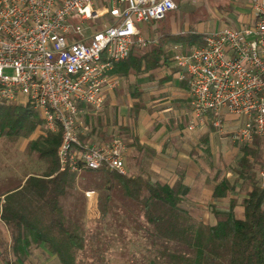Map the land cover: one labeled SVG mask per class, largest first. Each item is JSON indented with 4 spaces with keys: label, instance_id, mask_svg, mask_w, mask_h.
I'll return each mask as SVG.
<instances>
[{
    "label": "built area",
    "instance_id": "1",
    "mask_svg": "<svg viewBox=\"0 0 264 264\" xmlns=\"http://www.w3.org/2000/svg\"><path fill=\"white\" fill-rule=\"evenodd\" d=\"M184 0H0V104L32 105L44 130L61 131V169L127 173L126 143H92L81 105L104 107L118 85L116 64L146 46L139 25L164 19ZM101 26V28H97ZM188 77L195 129L223 111L243 120L241 143L264 138V0H251L249 22L206 34L203 45L174 56ZM214 125L223 131V120ZM264 186V168L259 171Z\"/></svg>",
    "mask_w": 264,
    "mask_h": 264
},
{
    "label": "trees",
    "instance_id": "2",
    "mask_svg": "<svg viewBox=\"0 0 264 264\" xmlns=\"http://www.w3.org/2000/svg\"><path fill=\"white\" fill-rule=\"evenodd\" d=\"M205 37L206 34L195 30L179 33L166 30L159 37L160 45L151 44L143 50L137 49L139 54L131 58L133 47L129 56L119 63L125 74L138 72L143 65L145 70L154 69L177 54L165 48L167 43H180L186 48L182 51L186 54L194 46L203 45ZM81 107L86 111L85 105ZM82 115L85 116V124H90V115ZM42 122L39 111L32 105L0 104V137L14 142L28 139ZM97 130L98 126L92 125V132ZM86 138L81 136L82 140ZM61 141V131L30 139L27 154L37 159L41 167L23 172L19 179L14 178L17 184L0 186L1 194H7L2 219L10 228H16L20 235L13 237L14 248L24 237L21 230L26 227L35 240L46 243L63 264H77L80 251L88 248L90 252H98L102 244L112 242L110 246H113L117 244V238L124 237L122 234H110L109 230L115 223L107 220L111 197L120 196L128 200L132 212L127 220H121V224L116 215V224L145 231L142 236L133 234L131 238L130 245L138 248L133 253L136 261L138 254L145 251L144 264H264V186L256 173L260 165L264 167L263 137L254 136L252 140L238 144L242 154L233 167L236 178L233 182L226 178L221 180L215 187L214 198L238 189L245 191V196L241 202L235 198L228 210L217 211V223L214 225L195 220L183 208L190 188L182 177L168 184L153 181L146 174L132 176L108 168L83 172V181L94 174H102L105 178L103 182L84 187L85 191H99L102 195L103 216L99 221L101 226L95 230L85 226L84 212L78 211V207L83 206L82 202L79 199V202L72 201V197L81 195L77 186L80 173L69 168L61 169L58 158ZM239 204L244 208L242 217L236 214ZM140 214L144 217L143 223L137 221L136 216ZM102 227L104 229H99ZM137 238L142 239L140 245L136 244ZM126 246L124 244L121 251L127 250ZM115 249L112 251H117Z\"/></svg>",
    "mask_w": 264,
    "mask_h": 264
},
{
    "label": "crops",
    "instance_id": "3",
    "mask_svg": "<svg viewBox=\"0 0 264 264\" xmlns=\"http://www.w3.org/2000/svg\"><path fill=\"white\" fill-rule=\"evenodd\" d=\"M159 21L146 23L150 26L142 28L139 25V29L147 40L152 36L153 40L158 39L157 42L161 44L159 37L162 32L167 30L176 33V24L171 21L164 27L158 23ZM168 45H174L175 51L182 47L180 43H167L165 48ZM134 47L131 58L139 54L137 49L143 50L148 46ZM144 68L143 65L140 71H130L125 74L122 64H117L112 77L117 78L119 82L106 94L104 107L99 110L98 129L100 128L102 135L108 137L119 135L125 141L127 148L125 162L129 175L146 174L153 181L168 184H173L182 177L184 184L190 188L182 204L183 208L195 220L214 225L217 223V211L228 210L235 198L241 202L245 196V191L241 192L238 189L234 193L214 198L215 187L221 180L226 178L233 182L236 178L234 171L233 179L229 177L230 173L222 174L221 166L216 163L218 158H215L214 143L217 141L220 145L222 143L229 145L230 141L238 151L240 143L232 141L233 132L231 135H225L223 131L218 130L212 115L203 123H198L195 129H189L193 119L189 81L183 71L176 66L174 58L154 69ZM226 116L232 120L231 116ZM29 141L30 139H27L25 143L26 152ZM221 146L224 148V145ZM40 167L34 165L33 170H39ZM33 170L29 169L30 172ZM214 170L216 174H213ZM85 171L87 170H83L79 175ZM22 176L23 172L16 170V179ZM3 184L5 181H2L0 186ZM77 186L81 195L72 197V201L79 202V199L82 202L83 206L78 207V211L80 209L84 212L85 226L91 228L90 222H99L102 219L103 210L100 205L102 195L99 191H85L83 187H79V183ZM6 195L0 192V264H63L58 255L54 254L46 243L37 242L26 227L21 230V236L24 237L19 239V243H16L17 246L14 248L13 237L20 235L16 228H10L2 219ZM110 202L112 205L109 206L107 220L109 222L111 220L115 226L110 228L109 233L116 236L121 234L124 236L126 233L142 236L145 232L142 228L133 229L116 224V215L119 216L120 224L121 220H127V216L131 217L132 207L128 204V200L120 196H112ZM243 210L241 204L236 207L238 217L243 216ZM139 217L138 221L143 223V215L136 216ZM124 229H130V232L125 233ZM137 239L136 244L140 245L142 239ZM127 242L132 244L131 238L126 235L117 238L116 245L119 246L118 249H122L121 245Z\"/></svg>",
    "mask_w": 264,
    "mask_h": 264
},
{
    "label": "rangeland",
    "instance_id": "4",
    "mask_svg": "<svg viewBox=\"0 0 264 264\" xmlns=\"http://www.w3.org/2000/svg\"><path fill=\"white\" fill-rule=\"evenodd\" d=\"M250 2L251 0H184L180 5L179 8L171 11L168 13L167 18H165L162 21H159L158 23L161 26L166 27L171 23V21L175 22L176 27V33L179 32H187L191 30H195L197 32H201L204 34L220 30L223 27L229 26V27H240L241 25L249 22V16H250ZM141 28L145 26H150V24L142 23L140 24ZM97 28H101V26H98ZM158 39L153 40L152 36L148 38V44L146 46H149L151 44L157 43L159 45L160 43L157 42ZM146 46H142V48H145ZM174 45L170 46L168 45L166 49L168 51H173ZM198 47V46H194ZM193 47V48H194ZM192 48V49H193ZM191 49V50H192ZM190 50V51H191ZM175 51V50H174ZM177 52L186 51V48L179 47V49H176ZM88 115H90V124L88 126L90 127V130L88 131V137L87 140H90L92 143H99L101 141H107L115 137L116 135H112L111 137H108L106 139L104 135L101 134V130L99 129L96 132H92V125L98 124V117H99V111L94 110L90 107L86 108V112ZM84 113V114H85ZM226 115L231 116L228 114V112L223 111L218 115H212L213 120L215 121L217 118H220L223 120V133L225 135H231L232 132L236 131L242 124L243 120L237 116H231L232 120H230ZM85 116L83 115V118ZM228 118V119H227ZM235 123H232V122ZM44 123L42 122L37 126L32 136L28 139H36L40 135V131L44 130ZM98 126V125H97ZM218 130L220 128L216 127ZM110 134L109 132H107ZM99 134L101 136H99ZM119 136V135H117ZM120 137V136H119ZM228 140V139H227ZM27 139H20L18 141L8 139L6 137H0V183L2 181H5L6 183L12 185L16 184V181H14L16 178V170L18 172H25L33 170L34 165H42L32 156H29L26 152V143ZM228 144H221L224 145V148L220 145L219 142L215 141L214 146L215 148V158L217 159L216 163L219 164L222 168V174L225 172L227 175L229 174V177L233 179L234 173H233V167L236 165L237 160L241 156V152L236 150L233 146L234 143L228 142ZM2 153V154H1ZM220 155V156H219ZM34 164V165H33ZM264 168L261 167V165L256 170L257 177L259 178V171ZM219 172L221 173L220 169ZM216 174V170H214L213 174ZM85 174V173H82ZM212 174V176H213ZM83 175H80L78 179L79 187H85L92 184H97L96 182H103L105 181V178L102 174H94L91 176H87L82 178ZM1 190V188H0ZM80 192V191H79ZM87 196V195H86ZM139 218H137L138 221ZM111 222V220H110ZM91 228L94 230L101 226V223L99 222H90ZM103 223V222H102ZM108 223V222H107ZM120 227H126L123 225H120ZM99 229H104L99 228ZM125 233L130 232V229H124ZM128 236L132 238V233L128 235L127 233L124 234V236ZM133 240V239H131ZM112 242H108L106 244H102L101 250L98 252L89 251L88 248H86L84 251H80L77 256V264H144L146 261V252L138 254V261L133 257V253L138 249L134 247L133 245H130L127 242V246L125 251H121L123 249V244L121 245L122 249H115L117 246L114 244L113 246H110ZM97 244L95 243V246ZM113 249L117 251H112ZM139 253V252H137Z\"/></svg>",
    "mask_w": 264,
    "mask_h": 264
}]
</instances>
